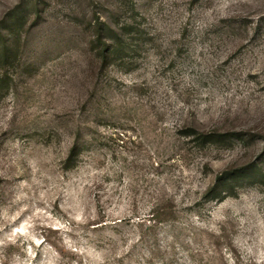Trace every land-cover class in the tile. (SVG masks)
Wrapping results in <instances>:
<instances>
[{
	"label": "rangeland",
	"instance_id": "374dc122",
	"mask_svg": "<svg viewBox=\"0 0 264 264\" xmlns=\"http://www.w3.org/2000/svg\"><path fill=\"white\" fill-rule=\"evenodd\" d=\"M0 264H264V0H0Z\"/></svg>",
	"mask_w": 264,
	"mask_h": 264
},
{
	"label": "trees",
	"instance_id": "16d2710c",
	"mask_svg": "<svg viewBox=\"0 0 264 264\" xmlns=\"http://www.w3.org/2000/svg\"><path fill=\"white\" fill-rule=\"evenodd\" d=\"M103 50H105V49H103ZM199 137H200V141H202V142H204L206 140H210L209 138H211V137H209V135H204V134H200Z\"/></svg>",
	"mask_w": 264,
	"mask_h": 264
}]
</instances>
